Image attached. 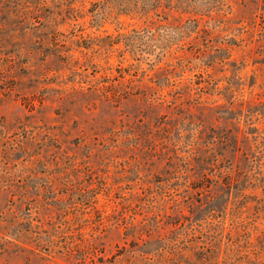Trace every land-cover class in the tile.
<instances>
[{
	"label": "rangeland",
	"instance_id": "374dc122",
	"mask_svg": "<svg viewBox=\"0 0 264 264\" xmlns=\"http://www.w3.org/2000/svg\"><path fill=\"white\" fill-rule=\"evenodd\" d=\"M0 264H264V0H0Z\"/></svg>",
	"mask_w": 264,
	"mask_h": 264
},
{
	"label": "trees",
	"instance_id": "16d2710c",
	"mask_svg": "<svg viewBox=\"0 0 264 264\" xmlns=\"http://www.w3.org/2000/svg\"><path fill=\"white\" fill-rule=\"evenodd\" d=\"M123 10H127V8L125 7V8H123Z\"/></svg>",
	"mask_w": 264,
	"mask_h": 264
}]
</instances>
